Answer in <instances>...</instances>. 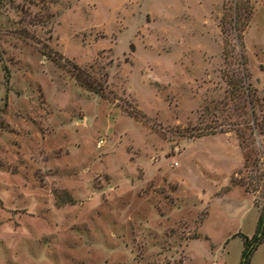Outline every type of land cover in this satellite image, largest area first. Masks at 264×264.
<instances>
[{"label":"rangeland","instance_id":"374dc122","mask_svg":"<svg viewBox=\"0 0 264 264\" xmlns=\"http://www.w3.org/2000/svg\"><path fill=\"white\" fill-rule=\"evenodd\" d=\"M235 1L0 0V264H239L251 196L264 200V111L253 132L228 93L243 73L221 32ZM249 3L246 69L263 95L264 0ZM218 133L243 135L257 162L227 171L223 143L196 154L207 143L191 138ZM188 167L186 188L168 179Z\"/></svg>","mask_w":264,"mask_h":264},{"label":"trees","instance_id":"16d2710c","mask_svg":"<svg viewBox=\"0 0 264 264\" xmlns=\"http://www.w3.org/2000/svg\"><path fill=\"white\" fill-rule=\"evenodd\" d=\"M233 10H234L235 16L231 19V21H227L226 20L227 18L225 17L221 19L220 21L221 22V32L225 34L231 28L232 32L236 35V38H235L236 43L232 46V51L234 50L236 53H238L237 62L243 69V73L240 77L229 80L228 89H230V91L228 93L231 94V99L234 100L235 102L236 101L239 102V100L241 99L245 100L246 106L249 109L248 113L250 114V117H252V120H253L254 127H252V130L254 132L255 131L254 129H256V126H258V124L256 123L257 121L256 108H259L260 112L264 111V93L263 95H260L259 89L257 87L250 86L249 84L250 73L246 69L248 61L245 55V44L243 42V33L245 31L246 26L248 25V20L252 13V6L250 5L249 0H236L234 3ZM240 16H243L244 18V20H242L241 23H240ZM226 26L228 27L227 29H226ZM224 57L226 60L229 59L228 57L235 58L234 56H232V54H230V52H228L227 47H224ZM71 77L81 87H83L87 91H90L94 93L95 95H98L102 98H107L104 92V89L102 90L101 86L97 84V80L95 78L91 76H84L80 73L72 74ZM240 97L241 99H239ZM246 106L244 104H239V105H236L235 107L237 109H243ZM123 110L129 115L134 116L136 119L145 121V118H146L145 115L138 116L136 112H132V111L130 112L126 110V108H124ZM205 110L208 114L212 113L211 108L208 106L205 107ZM241 115L245 116L243 115V113ZM259 127H260L259 134L264 135V124L263 125L261 124ZM207 128L210 129V126H208ZM221 132H224V131H221ZM236 136L241 146L244 164L248 163L251 160H252V163L255 164V162H257L258 159L257 158L252 159V156L253 157L255 156L254 149H246L247 139H245L243 135H241L240 133H237ZM231 183L232 185L242 186V184L234 183L233 180L231 181ZM246 190L250 192L249 191L250 189L246 188ZM253 201H254V206L259 209L258 223H257L255 232L252 235V237L251 238L244 237L243 251L241 254V259H240L239 264H250L251 257L254 251L257 249L259 245L264 243V200L260 202L254 198Z\"/></svg>","mask_w":264,"mask_h":264},{"label":"crops","instance_id":"0c3cea01","mask_svg":"<svg viewBox=\"0 0 264 264\" xmlns=\"http://www.w3.org/2000/svg\"><path fill=\"white\" fill-rule=\"evenodd\" d=\"M190 141L192 143H197V142H201L203 141L204 143H207L204 147V152H197L196 154H206V157L208 158V155L210 156H215V151L213 149L215 144L218 143H223L225 146H230L233 148L232 154H234L233 157H235L234 161H230V156L231 154L228 153L227 157L229 159V161L224 158L225 161H228L229 163H225L227 171L232 172L239 167L242 164V156H241V151L239 150V145L237 142L236 137L232 134V133H218V134H214V135H206V136H202L199 138H191ZM202 143V142H201ZM208 146L212 148V150L208 149ZM189 156V155H188ZM238 156L241 157V161H239ZM219 157H222V155H220ZM208 161V159H206ZM199 163V161H197ZM176 165L174 164V166H179V162L175 161ZM210 163L211 161H209V163H203V165H205L207 168H210ZM240 164V165H239ZM189 167L185 170V169H181L178 172L173 173L172 175L169 176V180L170 181H175L178 182L180 184V187L182 188H186L184 184H188L186 183V179L188 177L187 172L189 171ZM195 170L194 172H196L197 177L199 179H201L203 184H210L209 181L205 178L204 172H198L197 169H193ZM210 171V170H209ZM247 194H249L248 192H246ZM251 196V194H250ZM252 200H253V196H251ZM253 205H254V201H253Z\"/></svg>","mask_w":264,"mask_h":264}]
</instances>
